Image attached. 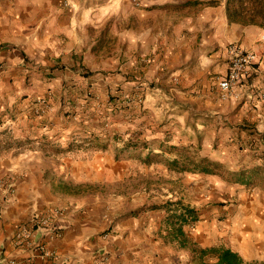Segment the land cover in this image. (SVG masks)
Listing matches in <instances>:
<instances>
[{
    "label": "crops",
    "instance_id": "obj_1",
    "mask_svg": "<svg viewBox=\"0 0 264 264\" xmlns=\"http://www.w3.org/2000/svg\"><path fill=\"white\" fill-rule=\"evenodd\" d=\"M206 1L215 3L204 4ZM235 5L241 6L239 2ZM246 5L253 8L248 0ZM152 16L157 22L151 36L149 27L140 31L128 27L130 19L143 24ZM111 18L126 23L121 39L127 46L128 63L132 65L152 52L151 63L144 68L146 76L169 82L163 86L166 88L157 89L156 101L149 103L154 110L149 112L155 115L150 123L158 131L152 138L165 141L162 131H168L169 143H200L203 155L221 161L230 158V151L238 145L251 143L258 153L263 151L264 158V99L236 103L217 94V77L227 69L225 48L234 42L259 54V71L253 81L264 92V18L259 15L255 22L247 23L231 19L227 0H0V133L7 130L16 139H38L39 133H31L34 125L26 116L31 108L20 107L18 98L26 94L30 101L54 84L58 88L53 77L45 74L46 65L77 61L78 52L97 42L95 36L90 43L86 32H94ZM49 124V129L60 125L59 121ZM60 129L63 133L55 137L48 131L43 134L63 148L80 137H89L87 130ZM215 143L217 149H213ZM242 148L241 156L249 158L247 149ZM80 150L88 149L50 153L32 142L30 147L0 156V180L5 174L15 175L13 194L0 190V264H11L12 259L17 264H46L35 245H20L16 229L57 206L61 208L56 216L61 235L37 230L34 238L59 254L58 264H97L106 254L115 264H188L191 253L188 251L184 261L176 259L173 247L159 234L164 211L115 214L112 201L94 195L93 188L80 194L59 190L60 178L98 185L65 179L48 164L56 156L69 157ZM96 158L94 154V162ZM183 199L198 207V201ZM259 216L263 219L264 213ZM240 219L231 245L207 233L210 226L201 211L196 226L186 229L200 246L223 243L247 260H264V235L261 238L255 231L261 221L246 215ZM245 221L247 225H242Z\"/></svg>",
    "mask_w": 264,
    "mask_h": 264
},
{
    "label": "rangeland",
    "instance_id": "obj_2",
    "mask_svg": "<svg viewBox=\"0 0 264 264\" xmlns=\"http://www.w3.org/2000/svg\"><path fill=\"white\" fill-rule=\"evenodd\" d=\"M155 22L157 19L153 16L146 18L143 24L130 19L128 27L132 26L135 31L149 27L151 36ZM105 28L108 29L106 33ZM125 28L126 23L111 18L94 32L88 30L86 35L90 33V43L96 36L95 46L87 44L78 52V60L75 62L58 61L46 65L45 74L53 77L54 80H51L58 83V88L54 84L30 101L26 94L18 98V103H22L20 107L24 104L31 108L26 112L27 118L34 125L31 133L38 132L37 137L41 141L46 138L43 134L46 131L55 137L63 133L60 127L67 126L70 130L85 132L91 126V131L87 130L86 133L97 134L102 141L108 142L106 151H75L69 157L56 156L48 164L56 167V171L62 173L65 179L98 183L100 186L93 188L96 192L94 195L111 200L115 214L123 215L142 205L183 197L187 201H198L202 219L210 226L206 228L207 233L222 238L229 245L234 240V227L240 225L238 219L244 215L261 221L255 231L262 238L264 218L259 214L264 213L263 189L227 184L214 175L171 171L162 164H146L137 157L115 158L114 144L118 139L131 137L138 141L158 143V140L152 138L158 131L150 123L155 115L149 112L152 110L149 103L150 100L156 101L158 91L162 90L160 88L169 85V82L161 78L150 79L146 76L144 68L151 63L152 52L139 57L132 65L128 63L130 58L126 54L127 46L121 39V34L126 32ZM60 70L64 71L58 74ZM60 108L63 111H59ZM51 121H59L60 125L49 129ZM64 133L71 135L72 132ZM162 134L164 140L172 144L169 143L168 131H162ZM33 143L39 146L38 142ZM215 144L213 149L218 147V143ZM242 146L247 149L249 158L241 156L243 152L239 148L241 150ZM242 146L238 145L235 151H230L231 157L223 161L227 166L239 169L264 163L263 151L258 153L257 147L251 143ZM94 154L97 155L95 162ZM172 249L174 255H177L176 259L184 261L185 256L189 255L188 251ZM187 263L193 264L190 261Z\"/></svg>",
    "mask_w": 264,
    "mask_h": 264
},
{
    "label": "trees",
    "instance_id": "obj_3",
    "mask_svg": "<svg viewBox=\"0 0 264 264\" xmlns=\"http://www.w3.org/2000/svg\"><path fill=\"white\" fill-rule=\"evenodd\" d=\"M247 0H227L228 14L231 19L243 22H255L256 16L264 18V0H248L251 5L244 6ZM239 2L238 8L235 3ZM204 4H212L215 1H206ZM246 11V12H245ZM251 11V12H250ZM108 29H104V33ZM1 124V121H0ZM248 132L251 127H245ZM38 142L41 148L51 152H67L75 149H89L94 151H105L108 142L102 141L97 134L89 137H80L73 141L67 148L57 146L47 138L32 140L30 138L16 139L9 135L8 131L0 133V156L25 147H30L32 142ZM108 141V139H107ZM114 155L116 159L123 157H137L146 164H162L167 169L176 172L203 173L218 176L227 184L240 185L248 188L259 187L264 190V163L254 164L249 167L232 169L221 160L203 155L200 143L194 144H168L158 142L152 144L149 141H138L129 137L118 139L114 144ZM57 187L61 192L80 194L98 185L75 184L59 179ZM145 210L164 211L162 226L159 234L163 241L176 250H185L191 253L190 263L193 264H264V260H247L238 251L223 243L203 247L200 246L188 233L186 228H194L200 220V210L197 206L186 202L182 197L168 198L163 202L144 205L128 214H137Z\"/></svg>",
    "mask_w": 264,
    "mask_h": 264
},
{
    "label": "built area",
    "instance_id": "obj_4",
    "mask_svg": "<svg viewBox=\"0 0 264 264\" xmlns=\"http://www.w3.org/2000/svg\"><path fill=\"white\" fill-rule=\"evenodd\" d=\"M264 38V34L262 36ZM227 69L223 75L217 77V94L222 100L245 103L253 99L255 102L264 99V92L260 85L253 81L254 74L259 71V54L256 51L245 48L241 43L234 42L226 46ZM15 175L5 174L0 180V190L4 194H13ZM1 208V207H0ZM61 212L60 207H54L51 211L37 215L30 221L17 226L15 238L21 244L35 245L46 264H58L60 257L55 250L48 249L44 243L34 238L35 231L44 230L55 236H60V227L56 222V216ZM1 214V210H0ZM105 236H107L105 234ZM11 264H17L12 259ZM97 264H115L109 256L97 260Z\"/></svg>",
    "mask_w": 264,
    "mask_h": 264
}]
</instances>
